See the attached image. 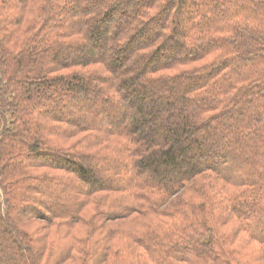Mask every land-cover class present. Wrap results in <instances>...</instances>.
I'll return each instance as SVG.
<instances>
[{
  "label": "trees",
  "instance_id": "trees-1",
  "mask_svg": "<svg viewBox=\"0 0 264 264\" xmlns=\"http://www.w3.org/2000/svg\"><path fill=\"white\" fill-rule=\"evenodd\" d=\"M0 264H264V0H0Z\"/></svg>",
  "mask_w": 264,
  "mask_h": 264
},
{
  "label": "rangeland",
  "instance_id": "rangeland-1",
  "mask_svg": "<svg viewBox=\"0 0 264 264\" xmlns=\"http://www.w3.org/2000/svg\"><path fill=\"white\" fill-rule=\"evenodd\" d=\"M121 7H123V5L121 6ZM103 30V29H102ZM102 30L100 31V32H102ZM103 41V40H102ZM108 46V45H107ZM110 49L112 48V47H110V46H108ZM108 50L107 52H108V54L109 55H113L114 53L112 52V50ZM119 73H120V75L122 76V77H125L126 76V74L123 72V70L122 69H120L119 68ZM179 92L180 91H178V92H176V93H174V94H172V97H176V96H178L179 95ZM88 99H90V97L88 98ZM98 105V106H97ZM123 106H125V107H120L121 108V112H120V110L116 113L115 111H113V114H110V111H108L106 108H108V106L103 102V101H101V103H98L97 104V102L95 103V111L97 112L96 114H95V112L92 114L91 113V116L92 117H90V118H87V121H88V119H91V120H96V121H100V120H109V121H113V120H117V119H119L121 116H130V115H132L134 112H135V109L132 107L131 108V105L128 103H123ZM100 107V108H99ZM65 109H67V108H65ZM99 109H101L100 110V112H99ZM112 109V108H111ZM67 110H74V109H67ZM113 110V109H112ZM71 112V111H70ZM66 113V112H65ZM107 113V114H106ZM124 113V114H123ZM109 114V115H108ZM87 116H89V115H87ZM129 119V118H128ZM220 144H217L216 146H213L212 147V149H211V151H213V156H215L216 158H218V157H220V154H221V149H220ZM204 147H208L206 144L204 145ZM210 155H209V153L208 154H206L205 155V157H209ZM199 160V159H198ZM236 163V162H235ZM165 172H167V174H168V172L169 171H165ZM53 187V186H52ZM56 188V185L53 187V190Z\"/></svg>",
  "mask_w": 264,
  "mask_h": 264
}]
</instances>
